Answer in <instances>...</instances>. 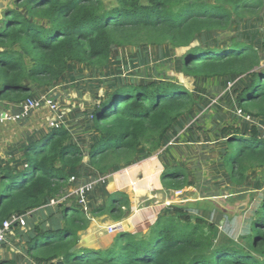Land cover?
I'll list each match as a JSON object with an SVG mask.
<instances>
[{
	"label": "trees",
	"instance_id": "16d2710c",
	"mask_svg": "<svg viewBox=\"0 0 264 264\" xmlns=\"http://www.w3.org/2000/svg\"><path fill=\"white\" fill-rule=\"evenodd\" d=\"M15 6L0 20V101L19 106L32 98V86L53 89L71 64L103 71L114 51L169 46L185 51L184 76L224 79L222 101L232 92L245 116L264 119L262 46L237 36L223 46L206 41L236 23L263 22L264 0H16ZM109 88L89 115L98 140L88 153L66 128H58L25 148L21 170L9 163L0 166V228L13 216H26L65 196L69 170L81 168L86 158L97 174L108 175L135 164L141 153L157 154L167 146L173 127L197 106L194 93L171 81L120 82ZM248 130L223 129L221 161L237 187L256 170L263 171L264 184V141L256 125ZM162 179L169 189L190 186L178 167L165 171ZM205 204L173 206V215L160 217L144 236L117 233L104 250L107 256L103 250L79 247V233L91 220L74 204H65L64 228H35L28 254L40 264H264V190L238 243L233 238L236 222L230 220L220 241L219 226L227 217ZM128 206V197L115 193L107 208L92 215L119 220Z\"/></svg>",
	"mask_w": 264,
	"mask_h": 264
},
{
	"label": "crops",
	"instance_id": "0c3cea01",
	"mask_svg": "<svg viewBox=\"0 0 264 264\" xmlns=\"http://www.w3.org/2000/svg\"><path fill=\"white\" fill-rule=\"evenodd\" d=\"M100 72L83 65L71 64L61 83L53 89L32 86V98L41 99L48 95L59 105L60 113L64 117L60 128H66L74 143L87 153L98 140L89 115L94 111L97 99L103 96L105 90L110 89ZM212 81L224 89V79ZM195 98V110L173 127L165 140L167 146L157 154L141 153L135 164L108 175L97 174L89 166L88 158L84 160L81 168L69 170L70 177L76 180L69 182L66 194L92 180H103L87 193L85 206L78 205L76 198L72 197L61 205H55L53 200L49 205L28 214L27 226L14 229L3 246L6 249H0V263L40 264L29 256L28 242L35 237L34 229L37 227L42 232L64 228L62 207L65 204H74L90 218L89 227L79 233V246L90 250L104 251L110 247L117 234H109V226L122 224V232L144 236L160 217L173 215V206H187L197 202L206 203L204 208L217 211L215 213L218 215L223 213L224 219L227 217L219 226L222 230L220 235L223 234V227L230 221L236 222L243 233L250 217L260 206L261 193L264 190L263 171L251 172L242 187L233 185L227 179L221 161L226 149V136L223 133L228 124L225 119L226 112L231 113V126H239L247 133L254 122L264 123V119L254 121L244 114L239 115V107L232 92H229L225 103L222 101L220 106L212 107L211 100L202 94L195 93ZM0 109L16 115L19 107L0 101ZM219 110H222V114ZM199 115L196 123L188 124ZM54 119L55 114L49 108L43 107L20 121H4L0 125V166L9 163L14 170L25 167V148L44 139L52 131L50 123ZM258 131L260 136L259 128ZM175 167L185 171L190 186L180 190L165 187L163 173ZM179 192L182 194L177 195ZM115 193H123L128 197L129 206L122 209L125 217L115 220L105 213L93 216L92 213L96 210L110 205V197ZM56 264L63 262L60 260Z\"/></svg>",
	"mask_w": 264,
	"mask_h": 264
},
{
	"label": "rangeland",
	"instance_id": "374dc122",
	"mask_svg": "<svg viewBox=\"0 0 264 264\" xmlns=\"http://www.w3.org/2000/svg\"><path fill=\"white\" fill-rule=\"evenodd\" d=\"M15 1L0 0L1 21H3L8 11L17 8ZM104 1L110 4L114 2V0ZM262 20L263 22L254 20L236 23L229 32L209 35L206 41L216 46H223L231 37L237 36L247 42L259 43V47L262 46L260 48L263 50L262 55L264 59V14ZM184 53V50H177L169 46L161 48H124L112 53L109 64L100 73L105 77V82L108 83L109 87H113L120 82L139 84L166 80L181 85L194 94L204 95L206 99L211 100L212 107L215 105L220 106L225 94L223 86L220 87L219 84L217 85L212 80L192 79L182 75L181 57ZM225 99L223 103H225ZM214 101H217V103H213ZM219 112L222 114V110H219ZM226 116L227 118L225 119L228 120L227 126L233 125V119L229 111L226 112ZM237 225L236 223V225L232 226L235 228L233 229V238L238 243V235L242 231L239 229L237 232ZM224 237L223 234H219L220 241L224 240ZM3 246L0 249L5 248ZM100 253L104 256L108 255L107 251H101Z\"/></svg>",
	"mask_w": 264,
	"mask_h": 264
},
{
	"label": "built area",
	"instance_id": "2783aa9c",
	"mask_svg": "<svg viewBox=\"0 0 264 264\" xmlns=\"http://www.w3.org/2000/svg\"><path fill=\"white\" fill-rule=\"evenodd\" d=\"M232 85H229V88ZM213 103H217V101H214ZM18 113L16 115H13L7 111H1L0 109V125L4 121H12L17 122L20 121L26 117H28L33 111L41 109L43 107L49 108L54 114L55 119L51 121L50 128L51 129H58L60 128V125L63 123V115L60 113L59 105L52 100L48 95L42 97L41 99H28L24 103L18 106ZM239 115H243V113L239 110ZM254 125H256L260 129V138L264 141V123L260 122H254ZM172 145V143H169ZM76 179L74 177L70 178L69 182H74ZM100 180H92L86 184H83L82 186L75 189L72 193L66 194L61 199L56 200L54 202L55 205H61L64 203L67 199H70L72 197L76 198L77 204L80 206H85L86 203V196L87 193L94 190L97 184L102 181ZM182 192L177 193V195H181ZM27 216H13L9 220L5 221L0 228V248L7 242L8 236L11 234V232L16 228H25L27 226ZM124 230L122 224L112 225L107 227V232L111 235L117 234L119 232H122Z\"/></svg>",
	"mask_w": 264,
	"mask_h": 264
},
{
	"label": "water",
	"instance_id": "95a60500",
	"mask_svg": "<svg viewBox=\"0 0 264 264\" xmlns=\"http://www.w3.org/2000/svg\"><path fill=\"white\" fill-rule=\"evenodd\" d=\"M79 247H80V246H79ZM79 247H78V248H79ZM78 248H77V249H74V252H76L77 250H79Z\"/></svg>",
	"mask_w": 264,
	"mask_h": 264
}]
</instances>
